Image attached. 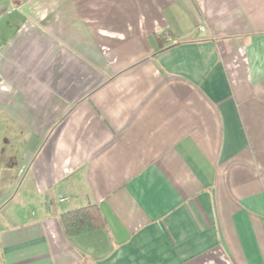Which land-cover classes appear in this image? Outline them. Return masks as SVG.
<instances>
[{
  "label": "crops",
  "instance_id": "obj_1",
  "mask_svg": "<svg viewBox=\"0 0 264 264\" xmlns=\"http://www.w3.org/2000/svg\"><path fill=\"white\" fill-rule=\"evenodd\" d=\"M0 264H264V0H0Z\"/></svg>",
  "mask_w": 264,
  "mask_h": 264
},
{
  "label": "trees",
  "instance_id": "obj_2",
  "mask_svg": "<svg viewBox=\"0 0 264 264\" xmlns=\"http://www.w3.org/2000/svg\"><path fill=\"white\" fill-rule=\"evenodd\" d=\"M60 221L68 234L80 233L102 224V218L95 205L66 211L60 215Z\"/></svg>",
  "mask_w": 264,
  "mask_h": 264
},
{
  "label": "built area",
  "instance_id": "obj_3",
  "mask_svg": "<svg viewBox=\"0 0 264 264\" xmlns=\"http://www.w3.org/2000/svg\"><path fill=\"white\" fill-rule=\"evenodd\" d=\"M64 199H66V198L65 197L60 198L61 201L64 200Z\"/></svg>",
  "mask_w": 264,
  "mask_h": 264
}]
</instances>
